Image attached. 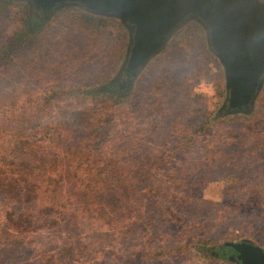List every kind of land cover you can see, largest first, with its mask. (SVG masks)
I'll use <instances>...</instances> for the list:
<instances>
[{"label":"rangeland","instance_id":"1","mask_svg":"<svg viewBox=\"0 0 264 264\" xmlns=\"http://www.w3.org/2000/svg\"><path fill=\"white\" fill-rule=\"evenodd\" d=\"M28 13L23 0H0V50L23 36L0 62V104L35 109L33 144L22 150L87 156L57 160L55 169L152 172L175 188L179 200L162 206L178 223L153 227L148 214L123 211L101 220L23 212L0 200V264H236L208 250L244 238L264 246V90L251 112L227 114L223 69L197 23L183 24L131 87L112 96L100 86L116 75L128 42L118 21L64 7L26 30ZM13 91L18 97L2 99ZM223 136L231 138L225 148ZM10 143L0 135V150ZM140 145L148 147L144 160L130 162ZM72 227L77 233L66 232Z\"/></svg>","mask_w":264,"mask_h":264},{"label":"trees","instance_id":"2","mask_svg":"<svg viewBox=\"0 0 264 264\" xmlns=\"http://www.w3.org/2000/svg\"><path fill=\"white\" fill-rule=\"evenodd\" d=\"M25 25L26 30L27 27L31 28L26 17ZM123 36L125 35L123 34ZM22 37L21 33H16L12 42L1 48L0 62L20 47ZM126 45V43L121 44L117 60L124 58ZM162 53L164 55L165 51ZM159 60L160 57L157 61ZM83 90L81 89L79 93H97V89ZM103 90L112 96L120 91L115 90L110 82L100 86V91ZM18 95L19 92L17 91H13L9 95L3 93L2 99L4 100V96L12 98L18 97ZM28 111L14 104L13 106L5 105V103L0 104V135L7 141L11 138L10 147L0 150V200H14L19 206H25L23 212H26L25 210L30 207V211L34 210V212L40 214L57 213L66 214L70 218L80 216L85 219H91L94 218V215H97V219L101 220L104 215L118 214L119 211H123L125 213H137L141 218L148 214L147 219L151 224L150 226L153 227L157 226V223H165L166 228L169 229L178 223L177 218L167 217V215L171 216L172 214L169 207L162 206L163 202L179 200L176 195H172L176 192L175 188L165 187L159 180L158 175L151 176L152 172L143 168L139 169L137 166L131 169L117 166L101 172L87 170L81 165L75 170L55 169L53 162L57 160L84 163L83 159L87 156L84 153L71 155L66 153L64 156L52 155L48 150L35 153L33 147L23 151L22 148H28L33 144L30 141L34 137L32 133H34L36 127L35 109L31 106ZM27 129L32 134L31 137H29V131L25 132ZM172 134L167 135V138L172 137ZM241 136L243 134L240 135V138ZM128 138H131V136L125 137L124 140ZM220 138L217 139V142ZM226 138L231 139L230 137H224L218 142L219 147L225 148L227 142H229L226 141ZM260 144L261 139L253 144V148H257L258 145L260 147ZM138 147L134 153L130 151L126 155L130 162L144 160L148 147L141 145ZM105 161H111L109 155L104 157ZM122 161H127V159ZM235 189L236 187H234L236 194L241 193L240 188L238 191ZM199 201L201 199L198 200V203H200ZM203 202L208 205V201ZM235 207H237V204ZM239 208L238 205V211ZM154 216H156L155 219L152 218ZM109 219L113 220V217ZM213 221L215 220L210 222ZM74 229L76 230V227H72L66 232L77 233L73 232ZM79 233L83 234L82 231ZM239 242L240 240L232 241L233 244ZM223 245H228V243H221L217 246L224 248ZM258 245L264 249L262 244ZM202 246L206 247L205 245Z\"/></svg>","mask_w":264,"mask_h":264},{"label":"water","instance_id":"3","mask_svg":"<svg viewBox=\"0 0 264 264\" xmlns=\"http://www.w3.org/2000/svg\"><path fill=\"white\" fill-rule=\"evenodd\" d=\"M27 0H25L26 2ZM37 7H75L86 13L114 18L127 31L122 68L138 74L187 22L204 32L207 48L218 60L224 75L227 114L249 113L264 90V0H29ZM126 75V76H127ZM229 261L264 264V249L250 239L232 241Z\"/></svg>","mask_w":264,"mask_h":264},{"label":"flooded vegetation","instance_id":"4","mask_svg":"<svg viewBox=\"0 0 264 264\" xmlns=\"http://www.w3.org/2000/svg\"><path fill=\"white\" fill-rule=\"evenodd\" d=\"M23 1H25V0H23ZM26 3L28 5V11H29V13H28L29 14V23L30 24L32 23V25L33 24H41L45 19H47L53 12H55L57 10L55 6L50 8V9H46L43 7H37L32 3V1H29V0H27ZM126 73L127 72L125 70V67H123L121 72L119 73L118 78H116L112 82V86L114 87L115 90L128 88V86L126 84V80L131 79L132 75L130 76V75H127ZM223 110L227 111V107L223 106ZM216 247L212 248L208 251L212 252L215 256L220 257V258L228 259L230 257L228 252L233 249V246L228 244V245H225L224 248H220L219 246H216Z\"/></svg>","mask_w":264,"mask_h":264}]
</instances>
